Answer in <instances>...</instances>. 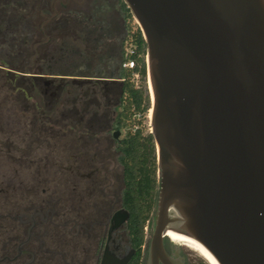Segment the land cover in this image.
Segmentation results:
<instances>
[{
  "label": "flooded vegetation",
  "instance_id": "1",
  "mask_svg": "<svg viewBox=\"0 0 264 264\" xmlns=\"http://www.w3.org/2000/svg\"><path fill=\"white\" fill-rule=\"evenodd\" d=\"M97 2L0 0V91L8 85L12 95L0 99V117L13 123L20 155L10 210L0 214L11 230L0 264H135L122 202L125 128L115 121L130 70L127 30L124 14L118 22ZM146 118L150 133V107ZM162 244L178 259V243L164 234Z\"/></svg>",
  "mask_w": 264,
  "mask_h": 264
},
{
  "label": "water",
  "instance_id": "2",
  "mask_svg": "<svg viewBox=\"0 0 264 264\" xmlns=\"http://www.w3.org/2000/svg\"><path fill=\"white\" fill-rule=\"evenodd\" d=\"M123 2L156 151L147 264H182L164 234L211 264H264V0Z\"/></svg>",
  "mask_w": 264,
  "mask_h": 264
},
{
  "label": "trees",
  "instance_id": "3",
  "mask_svg": "<svg viewBox=\"0 0 264 264\" xmlns=\"http://www.w3.org/2000/svg\"><path fill=\"white\" fill-rule=\"evenodd\" d=\"M120 5L127 30L126 41L134 48L131 57L135 65L123 73L122 103L115 121L118 127L125 128V135L119 143L124 180L122 202L129 212V239L136 250L135 264H139L145 226L151 217L157 193L156 154L152 134L146 126L150 98L146 86L145 42L123 0H120ZM132 73L138 74V86L130 80Z\"/></svg>",
  "mask_w": 264,
  "mask_h": 264
},
{
  "label": "rangeland",
  "instance_id": "4",
  "mask_svg": "<svg viewBox=\"0 0 264 264\" xmlns=\"http://www.w3.org/2000/svg\"><path fill=\"white\" fill-rule=\"evenodd\" d=\"M97 10H100L101 6H106L107 10L110 11V16L120 22L123 19V13L118 7L117 0H97ZM101 3V4H100ZM107 3V4H106ZM82 8H85L84 6ZM134 21V19H133ZM135 22V21H134ZM125 47H129V43L126 41ZM126 49V48H125ZM147 81V79H146ZM1 83L6 84L7 80L2 77ZM146 86H148L146 82ZM0 91V99H10L12 95L10 94V88L7 86H2ZM148 91V88H147ZM4 114V113H3ZM148 124V121H147ZM13 123L7 122L4 118L0 117V214H3L10 210V185L9 179L12 173L13 164L18 161L17 156L20 157L17 151L13 150ZM18 140V139H17ZM0 224L5 226L0 228V242L3 238L10 236V223L8 219L0 218ZM151 236V226L147 223L146 227V241L149 240ZM178 255L182 264H209L207 261L200 256L198 253L191 249H181L178 246Z\"/></svg>",
  "mask_w": 264,
  "mask_h": 264
},
{
  "label": "built area",
  "instance_id": "5",
  "mask_svg": "<svg viewBox=\"0 0 264 264\" xmlns=\"http://www.w3.org/2000/svg\"><path fill=\"white\" fill-rule=\"evenodd\" d=\"M133 53H134V48L129 43V47L128 48L126 47V49H125V60L123 63L124 68H126V69H133L134 68L135 62H134V59L131 57ZM132 79L134 81H137L138 80V74L133 73Z\"/></svg>",
  "mask_w": 264,
  "mask_h": 264
},
{
  "label": "bare ground",
  "instance_id": "6",
  "mask_svg": "<svg viewBox=\"0 0 264 264\" xmlns=\"http://www.w3.org/2000/svg\"><path fill=\"white\" fill-rule=\"evenodd\" d=\"M207 261V260H206ZM207 263H209L208 261H207ZM209 264H211V263H209Z\"/></svg>",
  "mask_w": 264,
  "mask_h": 264
}]
</instances>
